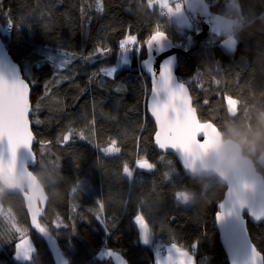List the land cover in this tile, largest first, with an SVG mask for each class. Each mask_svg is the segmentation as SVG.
I'll return each mask as SVG.
<instances>
[{"label":"trees","instance_id":"trees-1","mask_svg":"<svg viewBox=\"0 0 264 264\" xmlns=\"http://www.w3.org/2000/svg\"><path fill=\"white\" fill-rule=\"evenodd\" d=\"M207 3L211 17L226 0ZM161 8L146 13L142 0H0L5 47L33 94L41 91L30 118L36 138L30 170L48 198L39 225L68 264H114L100 252L111 250L126 264H156L153 248L140 241L138 214L156 240L185 246L195 264H228L215 219L226 187L215 178L190 177L176 156L155 149L156 128L146 108L151 84L141 61L148 38L164 32L178 47L176 73L198 117L219 130L227 121L249 123L264 114V67L251 61L260 37H244L229 50L220 37L211 38L209 18V32L198 41L199 24L182 32L168 28ZM127 36L137 42L121 52ZM97 48L110 51L101 55ZM112 66L114 77L101 72ZM112 140L120 151L105 153ZM144 158L152 169L137 167ZM188 190L202 201L179 204L177 194ZM248 231L264 259V219L248 220ZM23 235L34 247L22 261L17 244ZM0 264H56L31 228L23 196L15 193L0 200Z\"/></svg>","mask_w":264,"mask_h":264},{"label":"clouds","instance_id":"clouds-1","mask_svg":"<svg viewBox=\"0 0 264 264\" xmlns=\"http://www.w3.org/2000/svg\"><path fill=\"white\" fill-rule=\"evenodd\" d=\"M157 0H142L144 11L150 12ZM175 2V0H174ZM177 4L180 5L177 9ZM264 8V0H226L222 11L215 15L216 27L212 39L220 37L223 45L234 49L244 37H260L256 40L251 58L256 68L264 67V10L257 11V6ZM207 12V0H198L196 5ZM192 0H180L174 10L164 15V23L175 30L184 31L191 19ZM184 15V23H171L174 17ZM197 159L192 169L199 180L215 178L225 187L231 188L233 198L239 199L240 206L249 207L253 194L264 184V114L254 122L241 123L237 120L225 122L219 129L217 137L203 149H197ZM29 185L26 173L17 170L15 179L9 183L0 180V200L16 192H23ZM178 203L188 205L200 203L202 196L195 190L181 192Z\"/></svg>","mask_w":264,"mask_h":264},{"label":"water","instance_id":"water-1","mask_svg":"<svg viewBox=\"0 0 264 264\" xmlns=\"http://www.w3.org/2000/svg\"><path fill=\"white\" fill-rule=\"evenodd\" d=\"M193 7L188 9L191 12V20L194 23L200 25V31L198 33V41L206 38L209 29H210V8L208 6L207 12L201 11L196 5H198V0H192ZM156 33V32H155ZM153 33L152 35H154ZM164 33V32H163ZM165 34V33H164ZM151 35V36H152ZM151 36L148 38L150 39ZM146 51L147 56L141 61V67L146 76L150 79V92L146 102L147 115L155 124V134H154V146L155 149L162 153H171L176 156L183 170L190 177H196L192 171L195 166V161L198 158L197 153L190 159V167H186L184 163V158L182 151L180 149H175L169 146L166 149H160L159 146L155 143L156 133L160 130L159 125L157 124L155 117L151 113V104L153 102V77L151 73L148 71V65L151 64L152 68L156 73V79L159 80V73L161 70V66L166 62L170 64L171 74L173 77L172 85H182L186 90V100L188 101V106L191 110V124L195 126H199L202 130L197 136V140L201 143L206 139L205 133H207V138L209 139V143H211L218 135L217 126L211 121H202L198 117L197 111L193 106V100L190 95L189 88L186 84L181 82L177 76V53L178 47L174 44V42L165 34V38L159 42H153L152 48L149 51L147 48L146 42ZM147 62V63H146ZM0 75L8 80H12L16 77L22 79L28 85V103H29V111H28V122H29V130L32 133L33 140L31 141V154L29 152V148L21 145L17 149L16 158L14 164L11 162V156L9 152V146L7 139L4 138L0 140V180H7L9 183L13 182L15 179V172L20 170L29 177V185L26 190L23 192H16L15 194L22 195L27 207V212L29 216V221L31 228L34 229L37 234L43 237L54 257L56 264H68L67 259L63 253V251L58 247V245L53 241L51 235L45 231H39L32 220V210H37L36 224H39V219L42 217L43 210L46 207L48 202L47 195L43 189V186L36 178V176L30 170L31 166H33L35 162L34 152H33V144L36 141V138L33 134L30 124V118L32 113V97L33 91L30 84L23 77L21 68L17 62L10 56L7 51L5 44L0 35ZM159 100L163 101L167 99V93L160 92L158 97ZM208 143V144H209ZM222 183V182H221ZM231 188L226 187V191L222 200L218 204V212H225L224 219L220 222L217 221V213L215 215L216 226L219 232V241L222 245V248L226 254V260L228 264H247V255L245 252L240 250V237L243 233L246 236L247 244L250 248L254 247L256 252L260 254L256 258L257 264H264L263 255L257 249L255 244L253 243L249 231H248V220L253 223L261 222L264 217H261L260 220H256L252 214V210H260L264 207V184L260 185L256 192L253 194L251 203L249 207L240 206L239 199L233 198L231 195ZM221 203H225V209H220L219 205ZM233 203H235V208L233 207ZM32 209V210H31ZM41 227V226H40Z\"/></svg>","mask_w":264,"mask_h":264},{"label":"snow or ice","instance_id":"snow-or-ice-1","mask_svg":"<svg viewBox=\"0 0 264 264\" xmlns=\"http://www.w3.org/2000/svg\"><path fill=\"white\" fill-rule=\"evenodd\" d=\"M161 7H167L164 0H158ZM177 9L180 5L177 4ZM172 12L171 8H168V13ZM165 38V34L161 31H157L150 39L147 40V48L149 51L152 48L153 42L159 43ZM137 42L136 36H127L124 40L120 41L119 48L120 51H127L131 49L129 45L135 44ZM110 49L107 48H97L96 52L104 55L108 53ZM138 51V49H137ZM86 59H92L91 56L86 57ZM61 62V64H63ZM147 63V62H146ZM148 71L153 77V102L151 104V113L155 117L157 124L159 125V131L155 136V143L160 149H166L169 146L175 149H180L183 154L184 163L186 167H190V159L195 155L197 149L205 148L209 139L207 138L201 143L197 140V136L202 131L199 126L191 124V110L188 106V101L186 100V90L182 85H172V74L171 67L169 63H165L161 66L159 73V80L156 79V73L152 68L151 64L148 65ZM101 72L107 77H114L115 69L113 67L101 69ZM219 83V81H217ZM116 91H120L119 88ZM167 93L166 100H159L157 97L160 92ZM28 85L19 77L12 79L11 81L0 75V140L6 138L9 146V152L11 156V162L14 164L17 149L23 145L29 148L31 154V141L33 136L29 130L28 122ZM39 122V121H37ZM64 141L69 140V136L65 135L63 137ZM116 141L112 140L109 147L104 148L105 153L113 152L118 153L120 149L115 146ZM136 165L143 169H152L153 163H150L146 158L139 159L136 161ZM124 172L129 173V168L124 165ZM130 174V173H129ZM181 193H178L179 196ZM242 206V205H241ZM235 208V203H233ZM220 209H225V203L219 205ZM32 210V209H31ZM252 216L256 220H260L264 217V207L260 210H252ZM225 212L217 213V221L220 222L224 219ZM37 210H32V220L36 228L45 232L46 230L36 224ZM135 223L141 230V235L144 242L147 243V237L149 235L148 225L144 220L142 215H137L134 219ZM57 227L60 225L57 224ZM29 245V247H24V245ZM195 244L193 247L195 248ZM175 248V245H173ZM17 249L19 252L23 253L27 258L31 255L30 242L26 239L22 243L17 244ZM240 250L245 252L247 255V264H257L256 258L260 256L256 252L255 248L247 244L246 236L242 233L240 237ZM108 255H112L108 252ZM178 257H184V259L174 260L171 254V250L168 253L167 264H191V258L188 256L187 252L177 249ZM157 264H161L158 260Z\"/></svg>","mask_w":264,"mask_h":264},{"label":"rangeland","instance_id":"rangeland-1","mask_svg":"<svg viewBox=\"0 0 264 264\" xmlns=\"http://www.w3.org/2000/svg\"><path fill=\"white\" fill-rule=\"evenodd\" d=\"M151 2H152V0H151ZM180 2V0H175V2H174V0H164V3L167 5V7H164V8H167V10H168V8H171L172 9V11L174 10V8H175V3H179ZM155 7H161V5H160V3L158 2V0H157V2L155 3V5H154ZM153 6V7H154ZM152 7V8H153ZM151 8V9H152ZM215 15L216 14H213L211 17H209L210 18V21H211V27H212V30L216 27V21H215ZM187 19V17L186 16H184V15H180V16H177V17H174L173 19H172V21L173 22H175V23H184L185 22V20ZM192 26V20L190 19V21L187 23V25H186V27L185 28H190ZM189 38V36H187V39ZM187 41V40H186ZM188 42V41H187ZM114 69H116V67L115 66H112ZM111 68V67H110ZM41 93V91H40V89H37V90H35V92H34V94H33V97H32V100L33 101H35V100H37V98L41 95L40 94ZM189 182L191 183V184H193V181L192 180H190L189 179ZM189 205V204H188ZM5 217L6 218H9V220H11L13 223H14V221H13V217L10 215V214H5ZM146 222V221H145ZM137 225V224H136ZM137 227H138V225H137ZM139 228V227H138ZM149 228V227H148ZM139 230H140V228H139ZM140 232H141V230H140ZM150 232V231H149ZM19 233L20 234H24V232L23 231H19ZM148 242L147 243H145L144 242V239H143V237H142V235H141V238H140V241H141V243H143V244H146V245H149V246H151L152 247V235H151V233H149V235H148ZM155 238V237H154ZM153 238V239H154ZM27 240V241H29L30 242V246H31V249H33V247H34V245H33V241H32V239L29 237V236H26V235H23V236H21V240H20V243H22V241L23 240ZM155 239H158V238H155ZM154 239V240H155ZM158 241V243H159V245H161V242L159 241V240H157ZM167 244H174V243H166V245ZM177 245V247H175L176 249H179V250H181V251H184V252H187L188 253V255L194 260V257H193V254L191 253V251L188 249V248H186L185 246H182V245H179V244H176ZM24 247H29V245H24ZM101 248H104L103 246L101 247ZM100 252H102L103 254V256H105V257H108V256H110V255H108V252H111L112 253V255H111V257L113 258V261H114V264H126L125 263V260L122 258V256L120 255V253H118L117 251H114V250H111V251H108L107 253H104L103 251H100ZM20 253V257L21 258H18V259H21L22 261H23V259L24 258H26V256L23 254V253H21V252H19L18 251V254ZM177 253V252H176ZM174 255H175V253L173 254L172 253V257H174ZM23 258V259H22ZM174 259V258H173ZM174 260H176V259H174Z\"/></svg>","mask_w":264,"mask_h":264},{"label":"crops","instance_id":"crops-1","mask_svg":"<svg viewBox=\"0 0 264 264\" xmlns=\"http://www.w3.org/2000/svg\"><path fill=\"white\" fill-rule=\"evenodd\" d=\"M152 235V234H151ZM140 238H141V232H140ZM153 235H152V248L155 252V262L157 264V261L159 260L161 262V264H167V257H168V253L169 251L171 250V254L175 253L174 255V259L176 260H179V259H184V257H178L177 255V249L176 248H173V245H175V247H177L176 244H167L165 249L163 251H161V246L163 245L162 242H161V245H159L158 241L155 239H153ZM149 238L147 237V240ZM189 256V255H188ZM190 257V256H189ZM194 257V256H193ZM191 258V257H190ZM191 264H195V261L191 258Z\"/></svg>","mask_w":264,"mask_h":264},{"label":"built area","instance_id":"built-area-1","mask_svg":"<svg viewBox=\"0 0 264 264\" xmlns=\"http://www.w3.org/2000/svg\"><path fill=\"white\" fill-rule=\"evenodd\" d=\"M160 12L163 14V16H164L165 14L168 13V11H167L166 8H161V9H160ZM10 30H11V28H10V26H8V31H10ZM103 247H104V246H103ZM165 247H166V244H163V245L161 246V251H163V250L165 249ZM102 249L104 250L105 247L102 248Z\"/></svg>","mask_w":264,"mask_h":264}]
</instances>
